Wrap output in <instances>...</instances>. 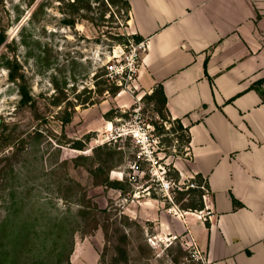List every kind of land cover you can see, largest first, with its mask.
<instances>
[{
	"label": "rangeland",
	"instance_id": "rangeland-1",
	"mask_svg": "<svg viewBox=\"0 0 264 264\" xmlns=\"http://www.w3.org/2000/svg\"><path fill=\"white\" fill-rule=\"evenodd\" d=\"M89 4L75 11L76 0H0V264H198L180 238L156 237L144 212L159 204L180 213L188 202L174 204L178 143L152 125L173 122L131 85L114 95L131 105L115 108L113 128L93 127L100 116L87 110L112 99L107 90L116 86L105 66L125 63L134 42L119 5ZM7 59L18 63L36 111L20 105ZM85 98L98 103L79 105ZM74 142L85 150L71 149ZM109 142L116 154L106 164L93 148ZM162 169L167 193L157 185ZM106 179L123 181V190Z\"/></svg>",
	"mask_w": 264,
	"mask_h": 264
},
{
	"label": "crops",
	"instance_id": "crops-1",
	"mask_svg": "<svg viewBox=\"0 0 264 264\" xmlns=\"http://www.w3.org/2000/svg\"><path fill=\"white\" fill-rule=\"evenodd\" d=\"M127 1L145 45L136 86L160 85L168 115L188 128L187 157L170 164L179 183L208 186L203 210L158 204L147 221L156 237L193 241L208 264H264V103L251 88L264 79V0ZM120 95L87 110L100 116L95 130L113 128L112 106L131 105Z\"/></svg>",
	"mask_w": 264,
	"mask_h": 264
},
{
	"label": "trees",
	"instance_id": "trees-1",
	"mask_svg": "<svg viewBox=\"0 0 264 264\" xmlns=\"http://www.w3.org/2000/svg\"><path fill=\"white\" fill-rule=\"evenodd\" d=\"M75 1V0H74ZM78 6L74 7L75 11H78L80 8H84L85 10L90 11V0H76ZM94 1H100V0H94ZM109 5L117 6L119 5L118 12H123V15L125 16V20H129V11H130V5L127 0H105ZM79 3L81 5H79ZM67 24H73V21H67ZM128 37V36H127ZM124 36L123 39L127 41L129 38ZM130 38L133 40L134 44H137L139 42H142V38L138 35L131 34ZM5 41V36L2 34L0 35V45ZM206 65V61L204 63V66ZM5 68L8 70L9 78L12 82H16L19 90L20 95V105L22 106H29L34 111H36V103L33 101L29 93L27 92L24 84H23V77L17 76V68L18 63H16L15 60H6L5 62ZM264 83V79L257 81L254 83L251 88L254 89L258 95L260 96L262 102L264 103V91L262 90V84ZM118 87L113 86L111 89L107 90L110 95H115L117 93ZM104 100V99H102ZM144 100H146L149 103H152L154 105V111L156 114L160 117L162 121H166V117L171 120L174 124L173 128L165 130L164 126L162 124L158 125L156 123H152L154 129L156 130V134L158 136L161 135H173V140L178 143L176 146V154L175 157H179L187 152V149L189 148V142H190V136L188 132V128L184 127L179 119H172L166 110L165 104H166V97L163 93L162 87L158 85L156 88L152 90L151 93L144 95ZM98 103V101L90 100L88 98H85L84 100H81L78 104L81 106H92ZM74 108V107H73ZM74 111V110H73ZM115 108L109 109L106 113L103 114V118L106 121L113 122V113ZM165 115V116H164ZM72 115L70 113H66L65 117L61 119V124H67L71 121ZM164 141V140H163ZM109 143H104L100 146H97L96 148H93L95 151H102L104 158H102L103 163H108L109 161L113 160L114 155L116 154L115 151L110 150ZM71 149L81 150L84 151L85 147L82 143L74 142V145L71 147ZM104 149V151L102 150ZM105 164V165H106ZM170 169V168H168ZM171 171V169H170ZM172 176L174 183L179 182V174L178 172L172 167ZM126 181V180H125ZM124 181V182H125ZM106 184L112 188L122 189L123 190V181L120 180H105ZM190 183H194L196 185V188H185L187 186V183L184 182L183 185L180 186V189L176 191V194L178 195V198L176 201H174V204H177L180 200H182L185 196L188 197V202L184 206H180V209L183 211H189V212H196L201 211L204 209L203 204V195L204 191L199 188V186L203 185L207 190L208 186L206 181L203 180L201 176H195L194 179L189 180ZM152 198H156L154 195H152ZM198 264H200L198 262Z\"/></svg>",
	"mask_w": 264,
	"mask_h": 264
},
{
	"label": "built area",
	"instance_id": "built-area-1",
	"mask_svg": "<svg viewBox=\"0 0 264 264\" xmlns=\"http://www.w3.org/2000/svg\"><path fill=\"white\" fill-rule=\"evenodd\" d=\"M134 47L130 50L128 56H126V62L121 64L119 67H117L114 63H110L105 66V76L109 78L117 87H119L121 90L122 89H130V86L134 89H136V79H137V72H138V67H139V51H143L145 49V45L143 42H139L137 44H133ZM138 130L135 133V137H137L140 132ZM137 141H139L137 139ZM149 160L157 164L158 162L153 161L150 157ZM157 177V185L158 188L161 192H168L170 189V183L165 179V171L162 169L161 172H159V175ZM187 186L185 188H196L197 186L194 185V183H190L189 180L186 182ZM183 185L178 182V186L176 187L177 189H180V186ZM200 189H202L204 192H206V188L201 185L199 186ZM204 197V196H203ZM172 203V200L169 199ZM177 212V210L175 209ZM208 215V214H207ZM186 245L190 247L193 251V256L195 259L200 263V264H208V262L205 260V258L202 256L201 252L197 249L195 243L193 241L186 242Z\"/></svg>",
	"mask_w": 264,
	"mask_h": 264
}]
</instances>
